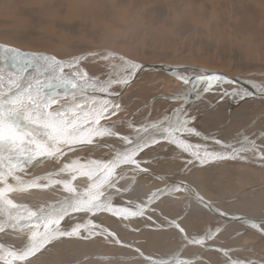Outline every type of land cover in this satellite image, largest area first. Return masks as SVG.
Wrapping results in <instances>:
<instances>
[{
    "label": "bare ground",
    "instance_id": "6f19581e",
    "mask_svg": "<svg viewBox=\"0 0 264 264\" xmlns=\"http://www.w3.org/2000/svg\"><path fill=\"white\" fill-rule=\"evenodd\" d=\"M2 1L25 15L33 12L26 5L35 6V0ZM48 1L55 9L52 23L62 29L68 21L80 23L87 12L108 11L101 0ZM117 1L115 8L126 0ZM193 1L133 5H150L142 11L147 19L169 5L172 16L166 11L164 20L150 19L163 40L169 28L189 31L181 14ZM261 3L248 2L255 11L246 9L247 3L235 5L230 25L264 49ZM50 9L37 10L44 16ZM143 22L140 18L135 28ZM13 40L25 41L21 33ZM1 51L20 55L11 46H0ZM117 60L124 70L100 82L53 67L70 65L66 61L11 64L15 79L0 84V253L44 247L0 264H151L147 257L173 255L187 262L177 264H264V65L251 63L260 70L230 74L181 63ZM243 81L255 92L241 87ZM170 115L177 120L167 121ZM155 132L165 139L145 143ZM236 146L246 149L238 152ZM175 183L185 193L164 192ZM86 190L83 207L75 211L73 200Z\"/></svg>",
    "mask_w": 264,
    "mask_h": 264
},
{
    "label": "rangeland",
    "instance_id": "374dc122",
    "mask_svg": "<svg viewBox=\"0 0 264 264\" xmlns=\"http://www.w3.org/2000/svg\"><path fill=\"white\" fill-rule=\"evenodd\" d=\"M109 1L111 0H101V4L105 2L103 4L104 11L107 9L108 11L106 12H109V15L105 12H101V14L100 11L95 14L87 12L83 17L85 19L81 21L79 20L80 23L77 22V24H75L76 21H68L67 25H69L62 29L61 27H57L56 24L52 23V19L55 15V9H52V4H48V0H44V6L39 0L34 1L35 4H33L35 6H31L30 4L26 5V7L33 9L31 10L33 12L30 13V15L21 14L19 12L15 13L6 6L9 4L6 3L5 5H2L4 3L2 0H0V46H11L13 48H17V51L20 50L19 56L14 51H11L12 54L9 51H1L0 65L3 66H0V84H4V80L8 82L11 80V83L15 79L16 75L11 74L13 71L11 64H15L17 61L19 62H17L15 65L21 63L23 66H29L36 62L47 64L49 60H61L60 62L66 61L68 63L70 62V65L66 63L61 65H53V67L66 72H73L75 75L83 77L87 80L89 79L91 82H100L115 70H117V72H122L124 69L123 67L121 68L122 63L120 60H117V56H123L135 63H181L203 68L216 69L230 74H239L240 72L244 74L260 70L258 67H251L249 65L251 63L264 65V49L261 48L258 43L254 42L249 35L238 34L230 25V22L235 20L232 13L234 6L239 5L238 7L242 8L245 3L248 4V2H254L255 0H230V2L229 0H194L195 2L193 1V3L184 7V12L181 14L182 16L185 13V19L183 20L187 21L190 28L189 31L174 30L169 28L167 29L163 40L160 39L162 36H158L157 32L155 31L156 28H158V25L153 24L151 20L157 21L159 18L164 20L167 15L166 11H168L169 17L170 15L172 16L170 7H168L169 5L166 6L165 3L163 5V7L166 8L163 10L164 13L160 11L163 14L166 13L165 15L162 16V13L159 14V11H155L152 13V15L150 14L151 16H149L147 19V17L142 14V11H144V6L145 8H148L150 5H143V9L139 7L135 8L133 3H136L138 0H126L123 3H120V7L117 6L115 8V5L119 3L117 0H113V6L111 8L110 5L112 4H107ZM209 2L212 5H210ZM204 3L208 5H204ZM261 4L264 5V3ZM45 6L48 8L51 7V9L49 15L43 16V14L38 12V10L45 9ZM252 6L255 7L254 4H252ZM252 6L248 4L246 9L248 7L253 10L254 8ZM60 8L66 10L65 5H62ZM1 9L3 11H1ZM155 9L158 10L157 7ZM51 10L53 11L51 12ZM198 11L202 13L201 20L198 19ZM253 11H255V9ZM138 12H140L139 17L142 18L145 23L143 22L144 26L141 25L142 27L135 28L139 25L136 24L140 21L139 17H135L138 15ZM127 13L129 15L134 13V19H127V21L124 22L123 18L127 15ZM245 13L248 16V13ZM103 14L107 19H105ZM178 14L176 15L179 16ZM212 18H215V23L212 21ZM209 19L211 21H209ZM148 20L151 22V26L146 23ZM126 23H130L131 26L126 27L124 25ZM98 25H101L102 27L100 26V28ZM61 26H63V24ZM70 26L72 27L70 28ZM126 31H128V34ZM217 31L219 33H217ZM18 33H21V36L24 38L25 41H23V43L20 42L18 44V42L16 43L13 40V37ZM106 49L112 50L114 54L109 56L111 53L105 52L107 54L104 53V55L103 52ZM89 52L94 53L91 54ZM13 53L16 55L14 54L13 56ZM57 53H63V56L58 55ZM9 56H13V58H10ZM94 57L95 59H93ZM8 59L11 60L9 61ZM115 60H117L118 63ZM236 60H238L240 63L243 62L247 64L240 66L237 64ZM6 61L9 64L5 63ZM238 65L240 67H238ZM8 71L10 73L9 75L12 77L14 76V78L10 77L9 75L7 76ZM150 83L151 82H148V84Z\"/></svg>",
    "mask_w": 264,
    "mask_h": 264
},
{
    "label": "water",
    "instance_id": "95a60500",
    "mask_svg": "<svg viewBox=\"0 0 264 264\" xmlns=\"http://www.w3.org/2000/svg\"><path fill=\"white\" fill-rule=\"evenodd\" d=\"M156 69H162L164 66H154ZM205 75H212V76H217V77H220V78H222L224 81H227V82H229V79L226 77V76H224V75H222V74H213V73H208V72H205L204 73ZM241 87H243V88H246L247 90L249 89V88H251L250 89V91H252V92H255V89H257L252 83H250V82H247V81H243V84H241ZM170 121L171 120V122L172 121H174V120H177L173 115H170L169 116V118L167 119V121ZM175 122V121H174ZM151 135V136H150ZM151 139V140H150ZM154 139H159V141H161V140H164L165 139V136H163V135H159V133L158 132H155V135H154V137H153V135L150 133L149 135H147V138H146V140H144V142L145 143H150V142H152ZM143 142V141H142ZM253 143H254V141L252 140L251 142H250V144L248 145V147L249 146H252L253 145ZM238 148H240V149H238ZM137 147L135 146V147H133V151L135 150V151H137ZM236 150V151H242L243 149H246L245 147H242V146H236V147H233V150ZM131 155V154H130ZM215 155H217V153H215ZM193 158H195V160L196 159H198V157L197 156H194L193 155ZM197 162V161H196ZM102 175V174H101ZM100 175V176H101ZM89 189V188H88ZM165 191L164 192H168V191H180V192H182V193H185V191L183 190V189H181L180 187H178L177 185H176V183H175V185H172V186H170L169 188H167V189H164ZM87 194H88V191L86 190L84 193H83V196L81 195V196H79V197H77V198H75V200H73V205L75 206L74 207V210L75 211H80L81 210V208L83 207V202L82 201H80V200H82V199H80V198H82V197H85L86 198V196H87ZM187 198L188 199H191V197L189 196L188 197V195H187ZM198 201L199 202H201V203H199V204H203V202H202V200H201V198L200 197H198ZM76 202V203H75ZM227 219V218H226ZM231 219V218H230ZM225 221H228V220H225ZM225 223V222H224ZM6 224V223H5ZM11 224V223H10ZM4 225V223H2V224H0V226H3ZM30 242H31V240H29L28 241V244H30ZM43 247H44V244H42V245H40V246H38V247H36V248H34V249H32V248H28V249H22L23 250V252L21 251V252H6V253H0V261L2 262H4L5 260L7 261V259H13V260H15V259H22V258H25V257H27V256H31V255H33V254H35V253H37V252H39V251H41L42 249H43ZM176 255H173L172 257H169V258H165V259H155V258H149V257H147L146 259H147V261H148V263L149 262H151V264H177V263H185L186 261H183V260H178V259H176V258H174ZM187 263V262H186ZM150 264V263H149Z\"/></svg>",
    "mask_w": 264,
    "mask_h": 264
}]
</instances>
